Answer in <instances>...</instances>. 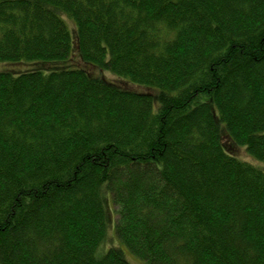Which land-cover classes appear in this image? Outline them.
Wrapping results in <instances>:
<instances>
[{
  "label": "trees",
  "instance_id": "1",
  "mask_svg": "<svg viewBox=\"0 0 264 264\" xmlns=\"http://www.w3.org/2000/svg\"><path fill=\"white\" fill-rule=\"evenodd\" d=\"M0 63V264H264V0H0Z\"/></svg>",
  "mask_w": 264,
  "mask_h": 264
},
{
  "label": "rangeland",
  "instance_id": "2",
  "mask_svg": "<svg viewBox=\"0 0 264 264\" xmlns=\"http://www.w3.org/2000/svg\"><path fill=\"white\" fill-rule=\"evenodd\" d=\"M66 24H67V27L72 30L73 34H74V26L73 24L66 19ZM72 60L76 63H80L81 64V61L78 57V53L76 50H74L72 52ZM26 67L25 66H12L10 65V67H8V69L11 71H15V72H19L21 70H24ZM3 69H7V66H5L4 64H1L0 63V72L3 71ZM91 72H93V74L97 75L96 71L92 70ZM103 79L106 81V82H117L116 79L112 76V75H108V74H104L103 75ZM236 157H238L239 160H241L242 162H247V163H251L254 167L256 166L258 169L264 171V164L263 163H258L254 160H252L247 152L244 151V149H241V148H237L236 149ZM104 204H105V213H107L106 215V224H107V237L105 239V242L104 244L100 245V249L99 251L101 253L105 252L106 250L108 249H117L118 247H122V245L119 243L116 235L114 234L113 232V225H114V213H113V207H112V204L109 200V198H105L104 199ZM103 251V252H102ZM127 256H128V260L131 262V264H143L141 263L140 261H138L133 255H130L129 253H126Z\"/></svg>",
  "mask_w": 264,
  "mask_h": 264
}]
</instances>
